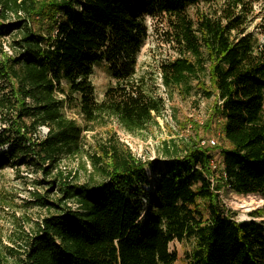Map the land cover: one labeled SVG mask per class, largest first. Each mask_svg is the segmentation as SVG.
Segmentation results:
<instances>
[{
  "label": "trees",
  "instance_id": "obj_1",
  "mask_svg": "<svg viewBox=\"0 0 264 264\" xmlns=\"http://www.w3.org/2000/svg\"><path fill=\"white\" fill-rule=\"evenodd\" d=\"M259 1L0 0V147L9 146L0 169L29 158L58 195L54 202L37 197L54 213L23 248L0 241V264H174V242L191 245L188 264H264L263 227L230 220L218 197L227 190L264 198ZM145 16L164 20L175 53L158 67L161 86L214 97L227 144L219 149L220 171L211 170L209 150L194 143L167 151L162 167L135 157L113 133L85 148L91 125L115 119L135 135L163 115L154 82L136 72L148 37ZM100 65L113 84L98 101L90 76ZM76 158L85 159L82 182L58 169Z\"/></svg>",
  "mask_w": 264,
  "mask_h": 264
},
{
  "label": "rangeland",
  "instance_id": "obj_2",
  "mask_svg": "<svg viewBox=\"0 0 264 264\" xmlns=\"http://www.w3.org/2000/svg\"><path fill=\"white\" fill-rule=\"evenodd\" d=\"M196 8H189L188 14L193 17ZM199 9L204 11V6ZM256 15L264 11V0L254 5ZM261 22L258 17L250 26L253 31L255 25ZM145 25L148 37L144 41L140 52L136 57V72L151 78L154 82L156 94L165 103L163 115L156 119L157 124L148 126L143 132L131 135L126 133L115 119H109L105 126L91 125L93 131L84 132L85 148H91L93 143L104 137L107 133H113L119 141L128 148L131 153L142 161H157V166H164L167 159V151L173 147H184L185 144H196L197 147L209 150L213 156L214 167L211 170L221 169L220 148L227 146L223 140L221 120L214 114V97L207 99L201 92L193 91L189 96H181L178 91L167 92L160 82L158 67L162 62L172 61L175 53L165 42L166 25L162 18L145 16ZM39 28V25L36 26ZM263 41V36H258ZM90 82L94 88L96 100L100 101L107 87L113 84L107 69L100 65L95 67L90 76ZM151 84V82L148 81ZM195 85V84H194ZM68 116L77 121L80 126L83 122L74 112H67ZM41 135L46 129H40ZM93 136L95 138H93ZM8 145L0 147V154L8 150ZM85 159H65L59 164V170L75 175L79 182L86 178V172L82 166ZM89 170L88 164L85 165ZM52 178L42 176L40 170L34 166L29 158L24 159L23 164L15 165L12 162L0 169V241L6 247H24L31 235H33L41 222L53 210L39 206L36 202L38 196L54 202L57 199V188L48 184ZM211 183L213 179H210ZM218 197L224 215L236 222L258 223L264 229V198L259 196L235 195L226 191L218 192ZM263 204H260V199ZM255 205L246 211L244 202ZM261 212V218H252L251 213ZM246 216V218H244ZM191 250L187 242H174L169 245V251L175 252L177 260L174 264H188L186 254Z\"/></svg>",
  "mask_w": 264,
  "mask_h": 264
},
{
  "label": "bare ground",
  "instance_id": "obj_3",
  "mask_svg": "<svg viewBox=\"0 0 264 264\" xmlns=\"http://www.w3.org/2000/svg\"><path fill=\"white\" fill-rule=\"evenodd\" d=\"M247 197H250V196H247ZM244 204H245L244 208L246 209V211H250V208H252L255 205L254 201H251L250 204H247L246 202H244ZM260 204H263L262 198L260 199ZM244 218H246V216Z\"/></svg>",
  "mask_w": 264,
  "mask_h": 264
},
{
  "label": "built area",
  "instance_id": "obj_4",
  "mask_svg": "<svg viewBox=\"0 0 264 264\" xmlns=\"http://www.w3.org/2000/svg\"><path fill=\"white\" fill-rule=\"evenodd\" d=\"M210 165H211V167H214V162H213V161H211Z\"/></svg>",
  "mask_w": 264,
  "mask_h": 264
}]
</instances>
